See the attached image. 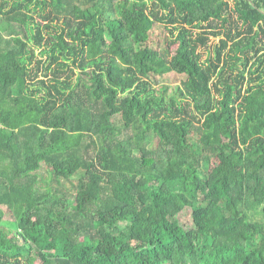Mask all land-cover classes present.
Segmentation results:
<instances>
[{
  "label": "trees",
  "instance_id": "obj_1",
  "mask_svg": "<svg viewBox=\"0 0 264 264\" xmlns=\"http://www.w3.org/2000/svg\"><path fill=\"white\" fill-rule=\"evenodd\" d=\"M0 264H264V0L1 2Z\"/></svg>",
  "mask_w": 264,
  "mask_h": 264
},
{
  "label": "rangeland",
  "instance_id": "obj_2",
  "mask_svg": "<svg viewBox=\"0 0 264 264\" xmlns=\"http://www.w3.org/2000/svg\"><path fill=\"white\" fill-rule=\"evenodd\" d=\"M4 0H0V3L3 2ZM122 1V0H120ZM7 34H9L8 32H4L5 36H8ZM169 33L167 31H164V28L161 26H156L153 28L152 33H151V37H150V45L159 48L162 45V39L164 38V36L168 35ZM220 41V37H214L211 36L210 42H209V46H211V49ZM200 52L202 53V57L205 60L209 54H210V49H206V48H201ZM185 78L184 75L178 74L176 72H170V73H166L163 75H154L152 77L158 95L160 97L164 96V95H173L176 91H177V87L181 84V81ZM223 102L225 103V107L224 109L227 108V104L229 102V100L224 99ZM116 121L118 122V124H121L122 120H121V116L119 115L116 118ZM156 145V142L155 144ZM153 145V146H154ZM217 163L219 166L224 167L227 165V162L223 159V158H218L217 159ZM44 172V171H43ZM44 174H47V172L45 171ZM179 221L181 224L184 225H189L191 222V215H190V211L189 210H184L180 215H179Z\"/></svg>",
  "mask_w": 264,
  "mask_h": 264
}]
</instances>
